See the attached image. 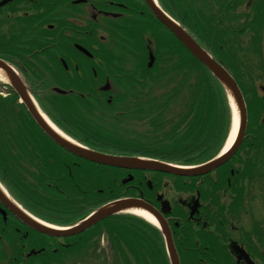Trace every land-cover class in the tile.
<instances>
[{
  "label": "flooded vegetation",
  "instance_id": "af4514ba",
  "mask_svg": "<svg viewBox=\"0 0 264 264\" xmlns=\"http://www.w3.org/2000/svg\"><path fill=\"white\" fill-rule=\"evenodd\" d=\"M9 1L0 7V65L27 81L29 91L39 98L40 109L52 121L77 138L83 136L80 128L96 133L101 122L96 116L101 111L110 115L107 121L120 115V124L148 129L145 123L151 117L152 95L143 92L147 80L143 68L148 66L149 52L155 53L162 39L169 42L171 38L145 0ZM260 3L264 10V0ZM249 4L247 13L240 12L236 0L218 6L219 37L204 38L202 43L216 59L238 72L246 101L245 135L229 165L195 178L123 171L125 179L130 175L134 179L123 185L121 195L137 194L162 214V205L169 202L165 207L171 211L164 216L181 264H264V205L259 210L256 199L259 192L264 203V20L259 26V14L264 11ZM246 23L250 29L245 35ZM120 72L135 79L137 93L118 95ZM56 88L69 93L65 101L51 96ZM73 92L83 94L77 98ZM3 113L11 161L28 162L44 155L48 162L67 163L72 157L71 163L76 164L74 155L42 133L25 105L7 106ZM63 113L80 115L82 121L75 126L76 119L58 117ZM1 191L0 187V264H51L59 256L50 254L60 249L68 254L69 239L36 231ZM33 249L40 251L34 256L44 258L28 263ZM82 258L73 263L85 262ZM62 260L63 264L72 262L69 254Z\"/></svg>",
  "mask_w": 264,
  "mask_h": 264
},
{
  "label": "trees",
  "instance_id": "16d2710c",
  "mask_svg": "<svg viewBox=\"0 0 264 264\" xmlns=\"http://www.w3.org/2000/svg\"><path fill=\"white\" fill-rule=\"evenodd\" d=\"M163 1L168 2L166 4L168 10L173 12L186 26H189L196 36L200 39L208 37V30L203 28L200 19L191 21L188 18L189 13L184 6L186 0ZM192 14L194 16L195 11ZM212 27L213 25L210 28ZM217 29L218 27L213 28L215 32L218 31ZM210 35L212 36L213 33L210 32ZM172 40V44L169 43L168 45H165L168 41L164 43L163 40L161 52L163 55L160 59L158 56L157 65L153 69H143L149 81L150 91L165 90V93L161 94L160 98L151 104V115L153 116L151 124L154 127V136L156 137L155 145L149 150V153L153 152L154 156L182 165L200 164L213 158L224 145L230 124L229 103L222 85L211 72H208L201 62H198L180 42H177L173 37ZM173 58L176 60H172ZM161 60H165L166 63L171 60V63L162 65L160 64ZM16 99L17 96L15 95L9 99V102L16 103ZM8 104V102H3L0 99V177L5 183H8L7 186L11 191L30 209L50 208L51 210H58L53 207L55 203L76 199L78 197L77 190H82L84 187L75 182L77 175L71 174L70 177L68 174H62L63 168L57 167L60 162L63 165L61 160L55 161L53 159L48 162V158H45L44 155L39 160L34 158L31 162H44L40 172L51 176L50 179L52 180L49 181L50 179H48V183L54 184L56 181L60 184L56 179L64 178L68 180L69 188H61V190L58 189L50 193L52 188L49 189L44 186V190H39L42 192L41 194L38 190L27 186L21 179L26 170L24 167L18 172L11 169L6 145L2 143L5 133L2 108ZM71 117L74 119L73 115L62 114L63 119L67 120ZM78 124L79 121H74L75 126ZM101 139L102 137L95 139L90 136L87 142L94 144ZM122 143L124 147L133 148L128 152H137L139 149L133 144V141L131 143L122 141ZM84 173L88 174L87 172ZM33 176L40 178L35 174ZM58 212L62 216H66L63 223L71 224L77 220L74 218L76 214H73L74 211L71 212L70 207L62 208ZM76 246L74 244L70 248L71 253L75 251Z\"/></svg>",
  "mask_w": 264,
  "mask_h": 264
},
{
  "label": "water",
  "instance_id": "95a60500",
  "mask_svg": "<svg viewBox=\"0 0 264 264\" xmlns=\"http://www.w3.org/2000/svg\"><path fill=\"white\" fill-rule=\"evenodd\" d=\"M153 12L157 15L159 20L164 23L165 26H167L171 32H174L176 37L179 38V40L184 44V46L194 54V56L203 62L210 71L214 74V76L221 81L226 89L230 91L231 96H233L234 101H236V104L238 105L239 111H241V117L245 116V103L243 101V97L241 94V91H239L236 81L230 76L228 71H226L221 64H219L217 61H215L210 54H208L206 51L202 49V47L194 41V39L191 37V35L184 31L182 27L171 20L165 12H163L157 4L152 2L151 0H146ZM10 80L12 81V85L14 89L19 93L22 101L25 102V104L28 105L29 111L32 113L34 119L38 121L39 125L43 128L44 131H46L47 134H49L54 141H57V143L61 144L64 148L67 150L73 151L75 154L82 156L88 160H93L98 163H104L110 166H117V167H138V168H151V169H157V170H165L172 173H179L181 175L187 174V175H195V174H204L205 172L211 171L215 169V167L221 165L227 159L232 153L231 151L227 152L225 156L220 157L210 163H207L206 165L194 169H180L172 166H168L166 164L161 163H149L148 161H140L137 159H126V158H118L113 156H107L103 154H98L96 152L87 151L82 148H78L75 146L71 141L65 140L59 132L55 131L47 121L44 120L42 117V114L40 111H38L35 108V105L33 101L30 100L28 91L26 90V86L24 82L21 80V78L17 74H13L10 72L9 74ZM137 201H131V200H124L120 202H116L114 204H111L109 206L104 207L103 209L99 210L97 214H95L93 217L89 218L88 220L84 221L81 225L74 227L72 230L68 231H57L52 230L45 226H39L34 223L35 227L47 234L50 235H56V236H64V235H74L79 232H83L85 229H88L92 227L95 223L99 222L100 220L104 219L107 216L113 215L116 212L123 211L124 207L126 206H133L136 204ZM32 223V224H33Z\"/></svg>",
  "mask_w": 264,
  "mask_h": 264
},
{
  "label": "rangeland",
  "instance_id": "374dc122",
  "mask_svg": "<svg viewBox=\"0 0 264 264\" xmlns=\"http://www.w3.org/2000/svg\"><path fill=\"white\" fill-rule=\"evenodd\" d=\"M186 4H187V0H186V2L184 3V6H186ZM241 10H246V8H242V7H239ZM262 31H263V29H262ZM1 87V86H0ZM3 91H5V90H3ZM0 93H2V90H0ZM109 116L110 115H108L107 113H105V112H99L98 113V115L96 116L97 117V120L98 121H101V122H99L98 123V128H102L105 132H104V134H106V135H116V134H118V136H120V134L121 133H127V132H131V127L129 128V127H127V126H125V125H122V124H120V115L119 116H113V118L114 119H110L109 121H107L108 119H109ZM129 121H130V119H128ZM81 122L82 121V119H77L76 118V122ZM130 129V130H129ZM134 140V138L133 137H130V140ZM20 163H21V166L22 167H25L24 166V163L25 162H22V160H20L19 161ZM27 170L29 169V168H27V167H25ZM23 174L24 175H28V173H26L25 171L23 172ZM258 187H260V186H258ZM258 193V195H257V197H256V199H258V208H259V210H261L262 209V206L264 205V203L261 201V199H262V196H263V194H261V193H259V192H257ZM252 206V203L250 204V207ZM262 214H260V216H261ZM264 219V218H263ZM115 227H116V225H115ZM114 227V228H115ZM115 235H116V231H113L112 233H111V236L109 235V233L108 232H105L103 235H102V242H103V245H101V247H103L104 246V242L106 241V242H110L109 241V239H110V237H111V239H114L115 238ZM94 247V246H93Z\"/></svg>",
  "mask_w": 264,
  "mask_h": 264
},
{
  "label": "bare ground",
  "instance_id": "6f19581e",
  "mask_svg": "<svg viewBox=\"0 0 264 264\" xmlns=\"http://www.w3.org/2000/svg\"><path fill=\"white\" fill-rule=\"evenodd\" d=\"M0 77H2L3 79H6L7 80V75H5L3 72L0 71ZM234 111H235V117H234V120H233V127H232V130H231V135L227 141V144L226 146L224 147L223 151L228 149L232 143H233V140L237 134V127H238V120H239V111L237 110V107L235 106L234 107ZM134 213H136L137 215H141L143 218H146L148 219L149 221H151L152 223L156 224L155 223V219H153L152 216H150L146 211L144 212L142 209H139V208H134Z\"/></svg>",
  "mask_w": 264,
  "mask_h": 264
}]
</instances>
